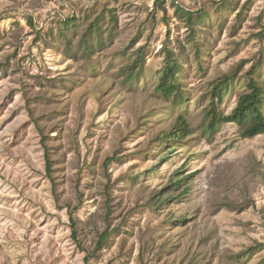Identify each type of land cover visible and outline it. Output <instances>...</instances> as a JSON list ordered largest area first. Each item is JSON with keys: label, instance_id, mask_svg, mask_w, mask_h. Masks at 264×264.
Listing matches in <instances>:
<instances>
[{"label": "rangeland", "instance_id": "rangeland-1", "mask_svg": "<svg viewBox=\"0 0 264 264\" xmlns=\"http://www.w3.org/2000/svg\"><path fill=\"white\" fill-rule=\"evenodd\" d=\"M226 74L227 114L264 88V0H0V264H264V134L207 117Z\"/></svg>", "mask_w": 264, "mask_h": 264}, {"label": "trees", "instance_id": "trees-1", "mask_svg": "<svg viewBox=\"0 0 264 264\" xmlns=\"http://www.w3.org/2000/svg\"><path fill=\"white\" fill-rule=\"evenodd\" d=\"M178 64L173 63L167 66V70L160 79L157 89L166 98H175L180 105L183 103L184 97L181 95L180 84L177 78L179 73ZM232 75H224L214 84L210 92V105L207 112L209 126L215 127L223 122H235L245 126L244 135L254 137L264 134V88L261 83L251 77L248 84V90L239 95L235 108L230 113H225L221 109V102L225 93L232 87ZM191 125L188 123L186 116L180 114L169 131V136L173 141L185 139L191 132ZM47 154V153H46ZM48 168H50L51 160L46 155ZM74 236L77 231L74 229ZM106 235H102L99 246L103 244Z\"/></svg>", "mask_w": 264, "mask_h": 264}]
</instances>
